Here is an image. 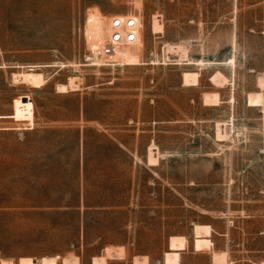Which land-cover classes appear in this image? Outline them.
<instances>
[{
  "label": "rangeland",
  "instance_id": "obj_1",
  "mask_svg": "<svg viewBox=\"0 0 264 264\" xmlns=\"http://www.w3.org/2000/svg\"><path fill=\"white\" fill-rule=\"evenodd\" d=\"M127 15L138 63L104 67L86 22ZM260 77L264 0H0V264H264Z\"/></svg>",
  "mask_w": 264,
  "mask_h": 264
},
{
  "label": "bare ground",
  "instance_id": "obj_2",
  "mask_svg": "<svg viewBox=\"0 0 264 264\" xmlns=\"http://www.w3.org/2000/svg\"><path fill=\"white\" fill-rule=\"evenodd\" d=\"M127 16H123L122 18H113L108 30H111V26L115 20L121 23H124L126 19H129L133 21L135 24V32H134L135 43L133 45L123 46L120 49H118L115 52L113 59L118 64L136 65L138 63V56L140 53L139 48H138L139 41H138V33H137V30L139 29V27H137L138 26V22L136 19L137 17H134V16L131 17V15L128 17ZM110 34H111V31L108 33L107 40L109 39ZM85 40H86V43L89 44L90 51L94 55L97 50L101 49L106 44V43L105 44L102 43L100 26L93 17H89L86 22ZM233 60H232V63L234 62ZM192 63L193 62H188L187 64L190 65ZM102 66H104L103 62H102ZM12 79L16 84L17 82H20L27 86L41 85L47 81V79L44 77L42 73L35 72V71H26V72L23 71L21 73L12 74ZM79 83H80V79L78 77H69L66 84L57 85L55 87V90L57 93H62V94H66L69 92H75L80 89ZM257 86L260 89V91L255 94L247 95V104L249 108H262L263 109L264 107V94H263L264 77H260L258 79ZM212 247H213V243L209 238L194 237L193 239V249L195 252L211 250ZM59 261L61 262V264H79V260L76 257L61 259L58 256L50 257V258H43L40 264H59ZM211 264H230L228 252L227 251L219 252V253L214 252L211 257Z\"/></svg>",
  "mask_w": 264,
  "mask_h": 264
},
{
  "label": "built area",
  "instance_id": "obj_3",
  "mask_svg": "<svg viewBox=\"0 0 264 264\" xmlns=\"http://www.w3.org/2000/svg\"><path fill=\"white\" fill-rule=\"evenodd\" d=\"M127 18V17H126ZM135 24L126 19L124 23L114 21L111 26V34L106 44L95 52L104 64V67L115 68L118 63L114 61L115 52L123 46L133 45L135 43Z\"/></svg>",
  "mask_w": 264,
  "mask_h": 264
},
{
  "label": "trees",
  "instance_id": "obj_4",
  "mask_svg": "<svg viewBox=\"0 0 264 264\" xmlns=\"http://www.w3.org/2000/svg\"><path fill=\"white\" fill-rule=\"evenodd\" d=\"M13 118V117H12Z\"/></svg>",
  "mask_w": 264,
  "mask_h": 264
}]
</instances>
